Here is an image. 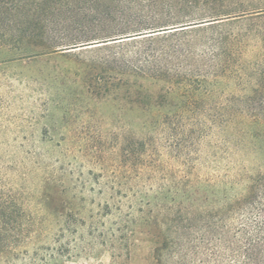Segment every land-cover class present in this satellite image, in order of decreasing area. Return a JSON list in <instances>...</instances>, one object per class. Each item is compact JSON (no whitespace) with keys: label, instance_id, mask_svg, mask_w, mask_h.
Wrapping results in <instances>:
<instances>
[{"label":"rangeland","instance_id":"1","mask_svg":"<svg viewBox=\"0 0 264 264\" xmlns=\"http://www.w3.org/2000/svg\"><path fill=\"white\" fill-rule=\"evenodd\" d=\"M24 3L33 33L55 37L37 47L59 49L0 37V212L18 250L62 246L48 264H217L188 213L264 170L247 115L264 0ZM219 8L240 16L188 25Z\"/></svg>","mask_w":264,"mask_h":264},{"label":"trees","instance_id":"2","mask_svg":"<svg viewBox=\"0 0 264 264\" xmlns=\"http://www.w3.org/2000/svg\"><path fill=\"white\" fill-rule=\"evenodd\" d=\"M212 2H217V0H207L206 5ZM24 4V0H0V37L9 38L14 42L16 40L22 43L26 42L31 47L28 48L29 55L56 53L59 47H37L38 41L52 40L55 37L49 35L50 32L46 30L41 34L33 33L32 23L34 22L19 14L20 9L22 10L26 6ZM188 4L191 3L188 1ZM220 8L216 10L217 12H210L204 18L196 20L195 23L190 21L188 25L212 23L240 16H232V11L220 10ZM252 13L259 16L260 13H264V7L257 8ZM133 33L140 32L120 34L113 40L123 39V35ZM19 34H21L20 37H18ZM77 45L70 46L76 48ZM255 61L256 64H262V68L258 72V86L254 88V95L249 100L252 105L260 107H254L255 109L247 113L253 140L264 135V50L256 56ZM241 177L238 175L233 184L241 181ZM224 200V203L214 207V210L206 208L199 214L198 212L188 213L189 221L199 217L198 220L202 223L204 235L201 242L206 246L207 255H210L207 246L211 245L212 255L217 264H225L226 260L227 264H264V170L258 169L254 174L248 176V184L243 194L234 196L231 200L225 196ZM3 213L0 212V264L22 262V258L27 259L29 264H48L56 255H61L59 251L62 246H56L59 247L58 249L42 247L37 249L33 255H29L25 250H18L21 239L11 235L14 226L2 219Z\"/></svg>","mask_w":264,"mask_h":264}]
</instances>
